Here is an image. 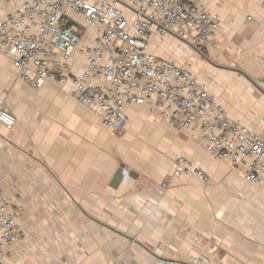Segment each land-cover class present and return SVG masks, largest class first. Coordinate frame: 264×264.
<instances>
[{
	"label": "crops",
	"instance_id": "crops-1",
	"mask_svg": "<svg viewBox=\"0 0 264 264\" xmlns=\"http://www.w3.org/2000/svg\"><path fill=\"white\" fill-rule=\"evenodd\" d=\"M199 3L221 22L213 40L168 35L152 51L186 63L232 119L264 139L261 1ZM14 6L0 4V13ZM0 103L15 117L12 129L0 125V189L22 203L17 223L25 234L6 264H158V249L205 260L198 264H264V192L229 161L208 155L198 132L168 126L148 104H131L123 133L111 134L66 87L30 89L2 56ZM177 158L209 182L174 178ZM119 171L125 175L113 188Z\"/></svg>",
	"mask_w": 264,
	"mask_h": 264
},
{
	"label": "built area",
	"instance_id": "built-area-1",
	"mask_svg": "<svg viewBox=\"0 0 264 264\" xmlns=\"http://www.w3.org/2000/svg\"><path fill=\"white\" fill-rule=\"evenodd\" d=\"M5 3L15 6L0 13V56L11 61L16 78L28 88L66 87L68 96L111 134L123 133L127 105L148 104L168 126L198 132L208 155L229 161L264 192V139L232 119L186 63L152 51V42L168 35L197 44L213 40L221 22L199 0H0ZM14 124L0 103V125L10 130ZM183 175L209 182L204 171L177 158L172 176ZM22 210L19 199L0 189V264L25 238L17 223ZM154 253L158 264L205 261L168 258L161 249Z\"/></svg>",
	"mask_w": 264,
	"mask_h": 264
},
{
	"label": "water",
	"instance_id": "water-1",
	"mask_svg": "<svg viewBox=\"0 0 264 264\" xmlns=\"http://www.w3.org/2000/svg\"><path fill=\"white\" fill-rule=\"evenodd\" d=\"M194 49L197 50L196 47H194ZM124 175H125L124 172L119 171V172L117 173V175L115 176V178L113 179V183L111 184V186H112L113 188H115V187L121 182V180H122V178L124 177Z\"/></svg>",
	"mask_w": 264,
	"mask_h": 264
},
{
	"label": "rangeland",
	"instance_id": "rangeland-1",
	"mask_svg": "<svg viewBox=\"0 0 264 264\" xmlns=\"http://www.w3.org/2000/svg\"><path fill=\"white\" fill-rule=\"evenodd\" d=\"M262 88V87H261Z\"/></svg>",
	"mask_w": 264,
	"mask_h": 264
}]
</instances>
